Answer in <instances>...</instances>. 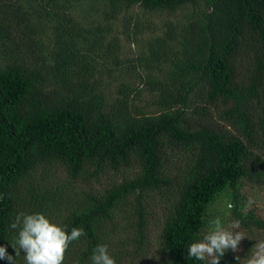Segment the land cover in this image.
Masks as SVG:
<instances>
[{"label": "trees", "instance_id": "16d2710c", "mask_svg": "<svg viewBox=\"0 0 264 264\" xmlns=\"http://www.w3.org/2000/svg\"><path fill=\"white\" fill-rule=\"evenodd\" d=\"M81 1H0V246L13 257L0 264H25L12 247L19 229L10 227L20 212L45 214L69 232L83 227L63 264H91L99 244L123 264L146 251L148 197L158 194L167 197L163 264H207L188 257V246L206 234L208 207L228 187L247 238L220 264H240L236 257L264 240V216L240 195L244 180L264 185V0H103L115 13L203 5L180 29L170 24L155 37L135 67L120 65L109 25L79 18ZM44 21L49 47L38 37ZM148 63L142 79L136 70ZM121 77L130 80L114 94ZM139 78L160 112L132 102ZM129 167L132 176L103 188L94 182Z\"/></svg>", "mask_w": 264, "mask_h": 264}, {"label": "rangeland", "instance_id": "374dc122", "mask_svg": "<svg viewBox=\"0 0 264 264\" xmlns=\"http://www.w3.org/2000/svg\"><path fill=\"white\" fill-rule=\"evenodd\" d=\"M0 1L4 3L7 0ZM14 1L15 0H10L11 3ZM28 1L29 0H19V3H28L29 5ZM38 2L39 0H36L35 3L37 4ZM77 8L79 10V18L83 22H88L89 24L96 23L97 26L100 23V25L104 27L109 25V29L104 33L106 34L107 41L111 38L114 40L117 39L119 43L118 57L120 58V65L122 66L124 63H129L135 67L138 65V60L141 56L149 55V46L155 37L165 35L170 24H174L177 29H180L184 24L193 19L195 14L202 12L203 5L197 7L186 5L181 9L171 12L150 11L137 4L129 9H118V12L115 13L111 5L103 0H83L77 5ZM9 16L12 17V14L9 13ZM2 17H4L3 14H1V18ZM39 28L40 34L38 37L40 40L43 41L47 47L51 46L53 44L51 26L47 21H44V25H41ZM0 46L3 49L5 48L4 45H2V41L0 42ZM1 59L2 57H0V64L2 63ZM149 66H151V63H148L147 67L143 69L139 67V69L136 70L138 74L142 75V79H145L149 72ZM167 68L168 64L164 66L165 70ZM156 73L157 76H161L163 71L158 70ZM127 77H121L112 83L111 91L114 94L118 91L124 80H132L131 77H129L130 79ZM142 79L139 78L134 82L139 92L132 98V102L144 108L147 112H160L161 107L154 102L156 97L155 94L150 93V89L146 84L143 85ZM134 172L135 169L133 167L121 171L120 173H122V175L120 173L116 174L115 172L107 171L102 174L99 180L96 179L94 182L97 183L96 185H100V188H103L110 183L112 179L113 181L122 180L124 176H132ZM231 192V188L228 187L217 197L216 201L208 207L209 223L205 228V233L210 230V224L216 218H220L225 227L231 228L233 225H237L231 210ZM240 195L247 208H252L264 216V185L244 180L240 189ZM148 199L151 200L149 202L153 209H151L149 238L146 251L141 254H135L136 257L123 264H163L165 259V253H162L159 248V233L163 211L166 206V203L162 199H167V197L158 194L148 197ZM121 223L126 225L127 220L124 219Z\"/></svg>", "mask_w": 264, "mask_h": 264}, {"label": "clouds", "instance_id": "9594fccd", "mask_svg": "<svg viewBox=\"0 0 264 264\" xmlns=\"http://www.w3.org/2000/svg\"><path fill=\"white\" fill-rule=\"evenodd\" d=\"M10 227L19 229L12 247L16 256L23 250L25 264H63L69 245L86 235L83 227H73L69 232L66 225L53 222L42 213L20 212ZM238 227V224L231 228L225 227L221 219L216 218L203 238L188 246V257L206 261L207 264H220L228 250L239 252L241 241L247 238L243 232L235 230ZM251 249V255L243 261L239 256L236 257L240 264H264V240H258ZM0 259L13 261L5 246H0ZM90 260L91 264H116L107 244L97 245Z\"/></svg>", "mask_w": 264, "mask_h": 264}]
</instances>
